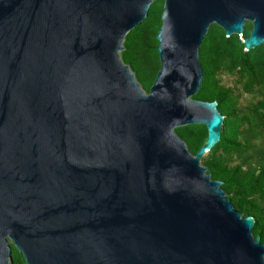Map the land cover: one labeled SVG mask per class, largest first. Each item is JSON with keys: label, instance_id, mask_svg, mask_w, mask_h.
Returning a JSON list of instances; mask_svg holds the SVG:
<instances>
[{"label": "water", "instance_id": "obj_1", "mask_svg": "<svg viewBox=\"0 0 264 264\" xmlns=\"http://www.w3.org/2000/svg\"><path fill=\"white\" fill-rule=\"evenodd\" d=\"M154 0H0V264H264L252 216L200 162L192 98L212 23L264 44V0H164L148 92L120 57ZM203 124L195 154L174 128Z\"/></svg>", "mask_w": 264, "mask_h": 264}, {"label": "trees", "instance_id": "obj_2", "mask_svg": "<svg viewBox=\"0 0 264 264\" xmlns=\"http://www.w3.org/2000/svg\"><path fill=\"white\" fill-rule=\"evenodd\" d=\"M164 0H154L147 17L131 29L120 51L137 81L148 92L160 68L156 33L161 25ZM252 29L245 21L242 35L226 36L222 27L210 24L200 44L202 82L192 98L216 101L223 115L220 138L201 157L211 179L222 180L221 188L233 207L252 216V234L264 242V44L249 50L242 40ZM195 154L205 142L203 124L174 128ZM12 264H26L10 243Z\"/></svg>", "mask_w": 264, "mask_h": 264}]
</instances>
